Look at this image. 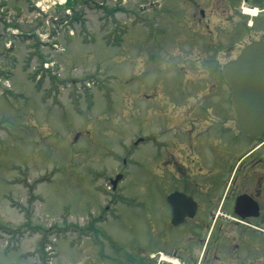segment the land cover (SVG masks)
<instances>
[{"label": "rangeland", "instance_id": "1", "mask_svg": "<svg viewBox=\"0 0 264 264\" xmlns=\"http://www.w3.org/2000/svg\"><path fill=\"white\" fill-rule=\"evenodd\" d=\"M40 1L0 0V264H137L158 193L134 142L172 108L138 95L182 89L188 0Z\"/></svg>", "mask_w": 264, "mask_h": 264}, {"label": "flooded vegetation", "instance_id": "2", "mask_svg": "<svg viewBox=\"0 0 264 264\" xmlns=\"http://www.w3.org/2000/svg\"><path fill=\"white\" fill-rule=\"evenodd\" d=\"M188 3L191 52L184 58L192 63L177 64L182 89L143 84L138 95L172 108H156V135L138 138L151 145L143 162L156 177L158 204L155 215L145 205V222L159 246L147 252L144 245L134 262L264 264V132L255 137L237 128L223 73L248 45L264 42V0Z\"/></svg>", "mask_w": 264, "mask_h": 264}, {"label": "water", "instance_id": "3", "mask_svg": "<svg viewBox=\"0 0 264 264\" xmlns=\"http://www.w3.org/2000/svg\"><path fill=\"white\" fill-rule=\"evenodd\" d=\"M232 92L237 128L251 136L264 132V42L248 45L240 56L224 66ZM117 177L114 184L120 180Z\"/></svg>", "mask_w": 264, "mask_h": 264}, {"label": "bare ground", "instance_id": "4", "mask_svg": "<svg viewBox=\"0 0 264 264\" xmlns=\"http://www.w3.org/2000/svg\"><path fill=\"white\" fill-rule=\"evenodd\" d=\"M64 2L66 1V0H63Z\"/></svg>", "mask_w": 264, "mask_h": 264}]
</instances>
